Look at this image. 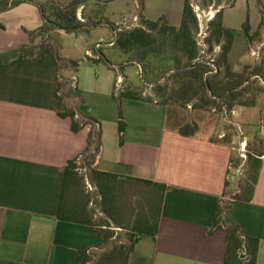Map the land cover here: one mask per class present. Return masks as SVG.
<instances>
[{
  "label": "crops",
  "instance_id": "1",
  "mask_svg": "<svg viewBox=\"0 0 264 264\" xmlns=\"http://www.w3.org/2000/svg\"><path fill=\"white\" fill-rule=\"evenodd\" d=\"M116 1L105 4L95 21L100 24L85 33L110 27L116 36L123 23L109 21L107 15L108 7ZM123 1L133 5L127 13L131 21L137 18L139 22L140 15L148 21L164 17L175 28L181 24L184 0ZM261 3L264 5V0ZM236 6L245 11L242 17L237 15L238 19L232 14ZM202 8L205 12L219 8L223 26L237 32L229 64L232 71L240 72L255 60L250 51L259 49L258 45L249 48L241 34L248 13L252 31L260 24L257 0H212ZM42 25V15L34 3L0 13V263L80 264L78 253L97 245L96 229L61 221L57 211L64 168L85 151L89 126L74 133L70 119L59 115L63 109L57 104L54 58L46 55L37 62L24 57L30 33ZM82 35L57 29L49 33L58 45L63 39L75 43L78 38L85 40ZM39 42L37 38L35 44ZM97 43L104 41L100 38L94 46ZM94 46L87 42L68 49L59 46L63 59L77 63L75 71L70 68L62 72L65 77L69 71L76 77L71 95L82 101L77 109L99 128V152L91 167L168 187L158 232L153 237H141L127 264H223L226 232L211 228L234 148L213 141L209 127L198 129L196 136L182 137L166 125L164 105L128 98L121 103L125 131L120 143L118 110L112 96L116 80L114 77L111 85L108 77L100 79L98 69H105V65L88 55L93 52L101 57ZM86 65L92 68L93 80L85 73L80 77ZM231 114L238 126L249 131L253 128L264 139V92L256 97L254 106L236 107ZM223 218L258 241L256 264H264V156L251 201L234 202Z\"/></svg>",
  "mask_w": 264,
  "mask_h": 264
},
{
  "label": "trees",
  "instance_id": "2",
  "mask_svg": "<svg viewBox=\"0 0 264 264\" xmlns=\"http://www.w3.org/2000/svg\"><path fill=\"white\" fill-rule=\"evenodd\" d=\"M109 1L111 0L107 2ZM198 1H204L206 6L212 2ZM25 3H34L39 7L43 25L30 33V43L23 48L24 57L37 62H42L46 55L54 58L58 74L57 104L63 109L59 115L70 119L74 133L89 126L85 151L80 157L70 160L64 168L57 218L70 224L88 225L96 229L97 245L89 252L78 253L80 264H127L129 254L141 237H153L158 232L161 206L168 187L161 183L108 174L91 167L99 152V128L90 117L78 111V105L82 101L73 98L72 80L62 73L70 68L75 71L77 63L60 56L59 45L49 33L57 29L79 34L95 28L100 22L89 25L78 20L77 10L82 5V0H71L64 6L57 5L55 0H45L42 4L35 0H0V13ZM257 5L261 18L259 26L252 31L246 18L241 30L249 48L261 45L264 40V5L261 0H257ZM141 8L142 4L139 3V10ZM222 15V11H219L208 24L206 51L197 43L196 33L199 27L190 0H184L178 28L170 26L164 17L148 21L139 15L137 27L125 26L117 31L113 47L127 57L130 65L140 68L144 85L150 87V96L146 98L131 84L116 90L115 81L112 96L118 110L120 143L124 140L125 131L121 109L124 98L156 101L164 105L167 109L166 125L175 129L182 137L196 136L199 128L195 120L185 122L179 116L178 109L189 106L192 113L213 111L219 115H230L236 107H252L256 104V97L264 92L261 84L264 82V57L260 56L259 61L256 59L245 65L240 72L232 71L229 53L237 32L223 26ZM112 27L117 29L116 25ZM37 38L40 39L39 44H35ZM101 61L98 56L95 62ZM212 65L216 67L215 70ZM108 67L115 72L113 66ZM247 95L250 98L245 101ZM251 136L252 142L247 146L245 176L238 184L239 197L236 200H224L228 196L231 169L239 167L242 161L231 158L223 198L213 218L211 231L223 229L226 232L223 264H256L258 241L245 236L238 225L225 223L223 218L234 202L248 203L253 197L264 156V139L258 132ZM221 144L226 145L224 142ZM87 184L92 188V191L88 190L96 193L94 202L102 215L98 222L90 213L91 193L86 189ZM124 233L127 234L128 244L120 242Z\"/></svg>",
  "mask_w": 264,
  "mask_h": 264
},
{
  "label": "rangeland",
  "instance_id": "3",
  "mask_svg": "<svg viewBox=\"0 0 264 264\" xmlns=\"http://www.w3.org/2000/svg\"><path fill=\"white\" fill-rule=\"evenodd\" d=\"M39 3H44L45 0H35ZM57 5L60 4L62 6L66 5L69 1L71 0H55ZM83 3L77 10V18L78 20L81 19L80 22L89 24L91 25L92 23H95V21L98 19L100 11H103L105 8V4L107 3L108 0H82ZM113 1V0H111ZM195 0H190L191 2H194ZM196 2L202 7L206 8V3L204 1H198ZM133 7L131 1H129L127 4L123 0H117L116 3L111 4L108 7V18L109 21L112 22H121L123 25L119 26L120 28H124L125 26H128L131 24V18L128 17L127 13L131 10ZM203 9V8H202ZM112 12V14L110 13ZM234 14V19H238L237 15L240 14L239 16L242 17L245 14V11L243 8L235 7L234 11L232 12ZM249 15V13H248ZM248 15L246 18L249 17ZM109 25H114L110 22H107ZM125 23V24H124ZM85 38V40H78L76 41H69L68 39H63L61 42H59V46H61V49H68L69 47H72L73 44L75 45H80L84 44L87 42L88 46L93 47L95 41L99 40L100 38L103 39L104 44H107L108 42H114L116 39V36L111 33V28L106 27L101 30L97 31H89L88 33L83 32L82 38ZM101 51V59L102 61L100 62L101 64L105 65V69L101 66L99 68L103 69H98L100 70V79H103V77H108V81L111 85L114 84V81L117 80V75H120L122 78V84L119 86L117 89L118 91L121 90V88L124 87V85H128L131 83V86L135 88V90L140 91L143 93L144 96L149 97L150 96V87L147 85H144L143 80L141 79V71L140 68L137 65H130L129 61L127 60V57L121 54L116 48L111 47V46H104L103 48L100 49ZM256 55L252 56L255 57V60L259 61L261 57H264V40L261 45H259V49L256 50ZM251 52V51H250ZM96 55L95 53L92 56L94 57ZM261 56V57H260ZM91 57V56H89ZM98 57V56H97ZM92 58V57H91ZM95 59V58H92ZM256 61V62H257ZM252 63V62H251ZM109 65L113 66L115 68V72L111 71L109 69ZM89 66H83V68L80 71V77H83V73H85L87 76H90L91 79H94V73L92 71V68H88ZM91 67V66H90ZM98 67V66H97ZM110 70L112 72H107L106 70ZM95 71V70H94ZM72 72H68V76L71 78ZM123 76V77H122ZM113 77V80L111 78ZM115 77V80H114ZM128 79V80H127ZM144 85V86H143ZM247 95L245 101L249 99ZM244 101V102H245ZM249 102V101H248ZM178 114L179 116H182L184 118V121L191 122L192 120H195L197 123L198 128L201 130L204 127H209V137L213 136L214 139L218 142H224L229 147H233L234 150L232 152L233 159L236 161H241L239 164V167L232 168V173L236 174L234 180L232 179L231 174L229 176V186L227 188L228 196L225 199H237L239 197V180L244 178L245 176V162L247 160V146L249 143L252 142V136L253 133L255 132V129H246L242 127L241 125L238 126L236 122H234L232 114H215L213 111L210 112H204V113H192L190 107L188 106L186 109H178ZM204 135H207L206 133H203ZM226 137V138H225ZM242 150L240 151V149ZM244 155V157L242 156ZM238 172H241L238 174ZM86 189L88 190L89 187ZM89 191V190H88ZM91 193V202L89 205L90 213L92 214L94 220L96 222L100 221L101 214L99 213V209L96 206L95 198H96V193L90 192ZM126 233H124V236L120 237V242H124V244H128V240L126 237Z\"/></svg>",
  "mask_w": 264,
  "mask_h": 264
},
{
  "label": "built area",
  "instance_id": "4",
  "mask_svg": "<svg viewBox=\"0 0 264 264\" xmlns=\"http://www.w3.org/2000/svg\"><path fill=\"white\" fill-rule=\"evenodd\" d=\"M191 7L193 8V10L195 12V17L197 19L198 27H199V30L196 33L197 43L203 49V51H206L207 45L205 44V39L207 37V32L209 29L208 24H209V22H211L213 20L214 16L216 14H218L220 9L219 8H217V9L209 8V10L207 12H205L204 9H202L201 6L196 2V0L194 2H191ZM79 20L81 21V19H79ZM132 21H133L132 24L128 25L129 27H137L139 25L137 18H133ZM128 26H126V27H128ZM106 45L113 47L114 43H111V42L109 44L97 43V44H95L93 49L95 52H97L98 50H100L101 48H103ZM218 49L219 48L217 47L216 51H218ZM88 55L91 56L92 58L98 59V57H97L98 55H94V57H93L91 52L88 53ZM250 55L255 56L256 51L250 52ZM212 68H213V70L216 69V67L214 65H212ZM71 80H72V84H71L72 88H74V84H76V77H75L73 72L71 75ZM121 84H122V78L120 76H118L117 80H116V85H115L116 90L119 88V86ZM261 84L264 86V82H261ZM241 150H242V148L240 149V151ZM242 157H244V155ZM239 173H241V172H238V174ZM235 175L236 174L232 173L230 177H232V179L234 180ZM87 185L89 187V190L92 191V188L89 186V184H87Z\"/></svg>",
  "mask_w": 264,
  "mask_h": 264
}]
</instances>
